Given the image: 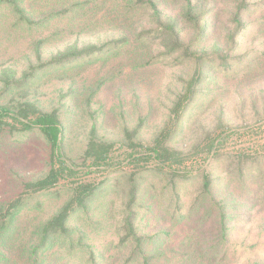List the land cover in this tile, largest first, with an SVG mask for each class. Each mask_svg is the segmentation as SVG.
<instances>
[{
  "label": "rangeland",
  "instance_id": "1",
  "mask_svg": "<svg viewBox=\"0 0 264 264\" xmlns=\"http://www.w3.org/2000/svg\"><path fill=\"white\" fill-rule=\"evenodd\" d=\"M79 1L74 10L68 0H21L35 23L50 16L39 30L14 26L16 13L0 6V106L15 113L25 111V103L56 111L62 160L73 169L48 190L26 189L48 172L49 148L36 129L8 134L13 120L0 124V264H88V252L99 264H122L135 249L117 247L132 185L138 190L136 231L147 237L143 247L155 252V264H264V32L256 35L253 25L260 13L247 16L235 45L226 44L233 26L218 18L211 22L201 49L212 64L205 62L210 69L173 122L172 109L195 66L165 58L161 47L104 45V56L47 65L60 52L99 48L115 33L107 22L117 13L111 0ZM173 1L171 9L178 7ZM72 16L83 25L78 19L68 22ZM87 19L96 26L86 25ZM194 36L183 28L185 42ZM142 54L152 64L144 65ZM218 60L227 66H217ZM172 123L165 143L188 155L180 168L183 178L174 180L167 169L156 172L151 161L150 170L132 178V167L124 163L95 170L84 161L90 133L118 148L124 130L136 131L135 139L148 144ZM208 138L223 139L213 157L204 152ZM203 173L212 187L201 200ZM79 181H93L100 191L68 220L66 239L54 237L44 249H35L43 225L67 202L68 186ZM174 191L179 203L171 199ZM15 200L21 201L18 212H9Z\"/></svg>",
  "mask_w": 264,
  "mask_h": 264
},
{
  "label": "trees",
  "instance_id": "2",
  "mask_svg": "<svg viewBox=\"0 0 264 264\" xmlns=\"http://www.w3.org/2000/svg\"><path fill=\"white\" fill-rule=\"evenodd\" d=\"M56 1H64L63 4H65L67 0ZM68 2L70 8L74 10L81 4L79 0H68ZM98 2L105 4L106 0H98ZM172 3L174 4L173 0H111L110 6L113 5V9H116L117 13L112 12L107 20L115 30L109 41L104 42L99 48L92 45L86 49L76 50L77 52L74 53L60 52L51 57L47 65L55 67V65L79 60L85 56H104L105 50L102 49L105 47L104 45H115L116 48L122 45H147L146 47L156 45L159 48L161 47L163 50L161 55L165 58H174L180 65L193 64L195 66L191 79H188L185 83L183 93L178 97L172 109L173 122H176L185 103L193 97L194 87L199 86L200 82L204 80V71L210 69L205 65V62L212 64L211 60L206 59L207 51L201 49L202 45L209 40L212 30L211 22L218 18L222 22L233 26V29L228 28L229 35L226 44L235 45V38L246 28L247 16H256L257 13H260L253 25L256 27V35L261 36L264 32V0H178L175 2L178 7L171 9ZM95 5L90 8L91 11ZM0 6L16 13L17 21L14 22V26H20L21 24L25 28L31 29L33 27L39 30V23L44 20L48 22L51 20L50 16H47L40 22L35 23L29 17V13L21 9L24 8L21 6V0H0ZM76 19H78V26L83 25V19L78 16L69 17L68 22ZM92 20L87 19L85 24L95 27L96 25L92 24ZM186 27L189 28L192 34H195L193 38L189 37L188 42H185L182 37L183 28ZM53 36L39 39L38 43L42 44L46 40H51ZM212 45L217 47L216 45L219 44L213 42ZM148 56L142 54L141 58L144 65L152 64L153 59H150L151 57L144 61V58ZM225 64V60H218L217 62V66ZM220 68L225 69L221 66ZM21 107H24L25 111L21 110L15 113L10 107L0 106V124L3 121L4 123L8 122L6 118H11L13 121L9 122V129L6 130L8 134H12L14 131L24 132L36 129L46 142L50 151L49 170L42 178L25 185L26 189L37 193L52 188L61 178L69 176L73 169L62 160L64 158L61 145L62 127L57 112L41 111L29 103H25ZM14 123L20 124V128L15 127ZM173 125L174 123L171 124L170 128L163 129L148 144H143L135 139L136 131L128 132L124 130V137L118 148L115 147V143L99 141L94 133H90L83 152L84 161H89V166L95 170L100 167L107 170L114 165L124 163L132 167L131 178L139 175L142 171L150 170L151 168H148L146 164L151 161L154 166L153 170L156 172L161 174L162 170L167 169L166 172H170L174 180L175 178H183L185 175H181L184 172L180 168L187 163L188 155L168 148L165 143L172 133ZM222 141L221 138L206 139V142H204L206 156L213 157L218 147L222 145ZM262 179L264 181V176H262ZM134 181L135 178L131 183ZM133 186L130 188L129 200L122 215V217L124 216L123 225L119 233L117 247L124 250L131 245H135L131 256L122 264H155V252H146L143 247V242L147 241V237L139 235L136 231V214L133 206L136 203L138 190ZM100 187L101 185L93 181L71 182L68 186L70 195L67 202L43 225L39 231V241L35 249H39V251L44 249L50 239L54 237L66 239L69 233L68 220L74 213L84 210L89 202L91 203L94 200V197L100 191ZM211 187L209 174L203 173L202 193L199 196L201 200L210 195ZM171 199L174 203H179V194L174 191ZM16 204L21 205V201L11 202L8 205L9 212L14 209L15 212H18L19 205L16 206ZM126 212L127 214L124 215ZM71 244V241L68 242L69 246ZM87 254L86 262L88 264H99L95 254L91 252ZM35 261L37 263V260H33V262Z\"/></svg>",
  "mask_w": 264,
  "mask_h": 264
}]
</instances>
